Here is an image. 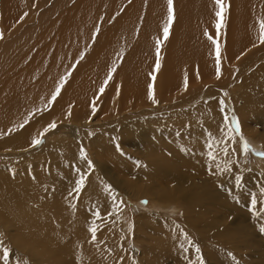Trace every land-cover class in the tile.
<instances>
[{"label": "bare ground", "instance_id": "obj_1", "mask_svg": "<svg viewBox=\"0 0 264 264\" xmlns=\"http://www.w3.org/2000/svg\"><path fill=\"white\" fill-rule=\"evenodd\" d=\"M123 1L125 0H78L68 10L64 6L67 0H62L49 12L39 15L37 7L41 1L0 2L1 29L8 28L17 20L27 23V29L24 27L25 31H21V36L16 33L18 37L12 35L14 38L11 41H7L5 45L3 43L5 48L0 54V161L14 152H24L28 155L24 156L27 158H46L49 147L40 149L42 144L33 147L29 140L21 137L27 125L44 131L51 123L46 120V112L56 114L68 101H72L79 106L78 110H82L87 100L92 103L88 96L94 95L100 96L95 99V103L111 105L104 108L108 113L107 117L96 120L97 124L93 123L103 129V132H90L91 135L82 127L93 122V115L79 118L78 110H64L66 117L73 118L65 120L68 122L65 125L71 138L62 144H54L52 148L60 145L67 147L66 153L72 159H68L58 169L62 174L60 179L53 175L45 178L51 188L58 190V201L52 203L53 200L47 198L48 192L40 190L44 202L39 205V200L36 199L39 194L35 189L33 191L36 192L32 193L33 200H28L24 196L26 193H20L18 188L7 187L4 184L5 177H0V205H8L9 209L4 214L6 216L2 215L4 221L0 223L13 227L17 234L31 236L43 244V248H40L32 241L22 243V247L33 254L29 257L38 264H44L43 260L46 261L45 264H54V259L57 264L58 261L59 264H70L72 258L80 255V248L83 251L87 245L84 242L86 234L82 230L84 222L80 221H86V212L72 199L77 193L73 189L78 170L87 173L82 190L94 194V206L103 208V219L108 217L106 206L109 204L107 196L110 194L105 185L118 186L128 180L124 178L127 172L123 168L121 148L118 144L119 152L116 153L114 147L116 148L117 141L121 142L132 135L136 134L137 143L146 141L149 145L155 143L161 148L165 142L164 135L174 133L175 123H179V128L187 120L190 123L187 131L179 135V141L184 144L176 145L181 166L174 169L171 162L161 166L153 164V170L157 174L163 172L161 176L164 175L160 180L164 184L157 195L167 200L164 205L183 204L186 213L195 211L192 205H201L205 206L202 213L207 215L223 210L222 208L226 210L229 206L232 207L229 212L235 213L234 209L238 210L240 206L234 202L238 188L230 187V193L225 186L233 185V175L236 173L243 174V183L249 188L255 183L248 180V170L237 168L236 154L224 156L219 151L216 153L222 158V162L226 159L233 161L232 173L225 182L220 175L215 176L208 169L204 153L209 133L220 137L221 131L227 130L218 100L219 96L228 93L225 85L236 87L234 95H231L233 108L238 111L245 109L249 113L260 109L262 113H257L253 122L255 127L260 120L264 122V60H259L264 56V47L253 51L258 56L256 65L249 63L253 55L246 57L252 54L250 51L241 62L236 57L237 48L246 41L260 40V24L264 22V0H224L223 27L219 31L216 28V12L219 8L215 0H173L174 19L166 39L163 28L167 24V0H126L127 4L120 6ZM76 8L81 9L84 16L92 15L90 24L73 23ZM53 13L56 15L48 20L47 15ZM257 29L260 34L257 31L256 37ZM209 36L220 45L219 78L215 45ZM157 40L160 41L158 54ZM157 63L159 68L156 67ZM245 66L247 67L244 68ZM113 68L115 71L105 85L104 81ZM228 68L235 70L236 74H244L238 78L232 76L230 79L231 75L227 77L226 74ZM62 77L66 78V82L55 102H50L51 95ZM22 79L24 82H16ZM217 83H220L219 87ZM150 85L156 103L149 99ZM102 86L103 93L99 91ZM133 97L143 104L152 105L153 108L163 102L166 104L162 107L167 110L174 108L173 102H183L187 106L176 107L166 118L160 115L157 118L142 119L143 121H132L133 127H128L124 122L130 121L128 112L134 107L129 99ZM57 119H61V116L58 115ZM108 120H113V123L110 125ZM105 121L108 122L102 123ZM21 124L24 127H20ZM54 130L56 129L49 130L48 135ZM48 135L45 139H48ZM81 148L93 162L94 169H88L86 161L77 155ZM185 148L189 151L182 150ZM174 149L171 148L170 151L174 153ZM58 152L59 149L51 154L58 155ZM229 152L231 153L230 147ZM158 156L164 155L158 153ZM262 163L264 164V159ZM11 167L6 170V174L12 175ZM188 169L192 171L191 177L185 175ZM217 183L223 185V189L216 188ZM263 185L262 181L259 186ZM251 190L254 191L252 188ZM247 206H251V203H247ZM50 209L55 214H51ZM51 218L60 225V235L53 240L50 238L54 234V225H51L54 221L51 222ZM42 222L45 224L41 225ZM9 238L17 241L13 235ZM64 250L67 251V256L63 253ZM90 255L92 258V253Z\"/></svg>", "mask_w": 264, "mask_h": 264}, {"label": "rangeland", "instance_id": "obj_2", "mask_svg": "<svg viewBox=\"0 0 264 264\" xmlns=\"http://www.w3.org/2000/svg\"><path fill=\"white\" fill-rule=\"evenodd\" d=\"M37 1H41L39 6L40 8L37 7V15H39L40 13L49 12L62 0H35L36 3H38ZM77 1L78 0H67V3L64 6L70 10L75 6ZM124 4H127L126 0L123 1L120 6ZM75 11L76 15L73 23L87 25L91 23L92 15H82L81 9L79 8H76ZM55 15V13L49 14L47 15V19L51 20ZM58 15H60L59 11ZM67 17L68 15L65 16V18ZM26 24L27 23L24 21L17 20L4 30L0 27V33H3L2 38H0V54L4 51L5 47L3 46L5 43L7 41H11L16 33L18 36H21V33L25 31L24 27L27 29ZM257 31L259 32V30H256V37L258 36ZM17 35H15V37ZM4 38L6 39L4 40ZM252 42H254V45ZM252 42L248 40L243 46L238 47L236 50V57L237 59H240L241 62L246 57H251L253 55L249 60V63L250 65H256L258 63V56H256V52L253 51L258 47H264V43H262L261 40H253ZM249 51L252 52V54L246 56V54L250 53ZM263 57H260L259 60H264ZM246 67L247 66L244 68ZM226 74L227 77L231 75V79L232 76H236V78L241 77L244 73L240 74L239 72V74H236L235 70L233 71L232 68H228L226 70ZM16 82L21 83L24 82V80L22 79L21 81ZM219 85L220 83H217L218 87ZM225 86L226 87L224 88L228 90V96H225V94H223L222 97L219 96V98L217 96L218 100L220 101L223 99L227 106L226 112L228 114H234L237 117L241 125L242 134L251 143V145L254 148L256 147V149L261 148L262 150L264 142V122L263 120H260L256 127L253 122L254 116H256L259 112L262 113V111L257 109L249 113L245 109L238 111L233 108L231 95H234L236 87L230 84ZM88 97L91 99L92 103H89L87 100L82 110H78V105L74 104L72 101H68L60 111L56 112V114L54 112H46L45 117L47 122L55 120L57 124V127L55 128L56 130L52 131L49 135L48 133L50 131L45 133L43 137H40V133L44 131H39V129L37 130L35 127H32V125H27L24 128V132L21 137L29 140L30 142L33 137L42 138L44 142L42 143L40 149H43L46 146L49 147V150H47V153L49 154H46L47 159L42 158V160L40 157H24L28 156L24 152H14V154H9V156L6 155V157L0 161V177L6 178L3 179L6 181L4 184L7 187L13 189L18 188L20 193H26L24 196L28 200H33L32 193L37 191L39 196L36 199L39 200V205L44 202V199L40 195V190L48 192L47 198L50 200L52 199V203L58 201V190L51 188V185L45 181V178L49 175H53L55 178L60 179L62 174L58 171V169L61 165H64L68 159H72L71 155L66 153V150H68L67 147L60 145L56 148H52L54 144H62L71 138L70 133L68 132V127L65 125V123L68 122L65 120L73 118L66 117L64 115V110H78L77 117L79 118H87L90 114L91 116L93 115V122L85 124L81 127L86 132L90 133L95 131V134H99L103 132V129H99L95 126L97 124L96 120L105 119L108 113L104 111V108L105 106H111L103 103H95V99L100 97L98 95ZM130 101L134 108L130 109L128 112L130 113V121L127 123L124 122V125L128 127H133L132 121H143L148 117L157 118L160 115H163L166 118V115L172 114L176 107L186 105V103L183 102H173L174 108L172 110H167L162 107V105L166 104L165 102L160 103L159 106L153 108L152 105L143 104L136 100L135 97L130 98L129 102ZM93 109H95V111H93ZM157 113L160 114L157 115ZM58 115L61 116V119H57ZM222 117H224V115ZM108 121L110 125L113 123V120ZM108 121L102 123H107ZM109 123L107 124V127L109 126ZM189 125L190 123L188 120L186 124L181 123L180 128L179 123H175L174 133L164 135L165 142L162 144L161 148L155 143L149 145L146 141L137 143L136 134L127 139H123L121 142L117 141L116 148L113 144L115 149L114 151L116 153L119 152L118 144L121 148L123 159L122 164L123 168L127 172V174L124 175V178L128 179L125 184L118 186L111 185L116 190V192L112 195L118 194L116 204H119V208L113 204L112 196L107 194L109 204L106 206V209L109 213L107 216L110 218L107 217L106 219L104 218V220L101 214L103 208L101 209L96 206L95 208L93 207L95 200L94 194L81 190L73 196L72 199L77 204L82 206L86 212V221L82 219H80V221L84 222L82 223V230L86 234L84 242L85 244L87 243V245L84 246L83 251L81 250L82 248H80V255L72 258L70 260V264H133V262H135V264H197V254L194 249H190L188 253H183L179 249V232L177 231L175 239L173 237V227L176 225L183 228L195 244L200 247V255L203 258L204 264H264V232L260 230L261 227L264 226V213H261L259 216L254 215L253 212L250 211L251 206H247V203L251 200L250 193H256L257 196H259V185L262 181L264 182V164L262 163L264 157L252 152L245 154L242 150H240V145L237 142L239 139L238 137L236 140L230 141L228 146L231 148V153H233V149L236 150L234 154H236L237 168H244V170L249 171L250 177L248 180L251 183L255 182L251 188L256 192L246 186V183H244V189H236L234 202L236 204H240V206L238 210L234 209L235 213L229 212L232 207L227 206L226 210L222 208L223 210L220 209L221 211L218 210L215 213H209L207 215L202 213L203 207L205 206L202 207L201 205H192L195 208V211L186 213L182 207L183 204L170 203L164 205V202L167 200L163 197H157L159 189L164 184L160 181L164 175L161 176L163 172L160 169L159 170L162 173L157 174V172L153 170V164L157 163L161 166L162 164H169L171 162L174 169L181 166L180 154L176 149V145L184 144L179 141V135L181 136L185 131H187V127H189ZM119 127L122 126L120 125ZM120 130L122 129L120 128ZM254 133L257 136H255ZM47 135L48 139H45V136ZM146 147L150 148L148 149ZM171 148H175V154L170 151ZM58 149V155L51 154L56 152ZM166 150H169V152ZM79 153L80 150L77 153L78 156ZM158 153L164 156H158ZM137 161L139 162V166H137ZM219 162L222 163V158L220 157ZM206 163L208 165V169L215 173L216 169L214 164L210 167V162L207 159ZM10 166H12V175L6 174V170ZM185 175L191 177L192 171L190 169L186 170ZM215 176H217V174H215ZM220 176L225 182H227L229 174ZM97 185L99 184L97 183ZM215 185L216 188L223 189L220 184L217 183ZM230 187L234 186L232 184L225 186L226 189H230ZM34 189L36 191H33ZM172 192L175 193L177 191L172 190ZM237 197L239 198V202H237ZM121 200L123 201L122 204H120ZM143 201H147V203L144 204L142 203ZM182 203H185V201H182ZM206 203L207 202H205V204ZM261 205L263 204L258 202V210L264 208V205L262 207ZM95 210H99V218L93 215ZM0 212L1 222L4 221L2 215L6 216L4 214L9 212L8 205H0ZM50 212L51 214H55V212L51 209ZM249 213H251V216ZM50 221L53 222L54 219L51 218ZM93 221H95V224L99 226V230L97 231V242L89 243L91 233L88 229L92 226ZM43 224L45 223L42 222L41 225ZM51 225H54V234L50 235L51 240H53L58 238V235H60V225L56 221H54ZM39 230L41 229H38V231ZM0 233L3 234L4 245L10 249L8 264H38L35 260L29 257L33 254L29 250L23 248L22 243L32 241L40 248H43V244L38 243L31 236L24 237L21 234H17L13 227H6L4 224L0 225ZM12 235L16 237L17 241L9 238ZM86 250L88 252H86ZM63 253H66V256L68 255L65 250ZM89 253H92V258L94 257V259L91 258ZM229 253L231 255H229ZM81 256H83V258ZM95 259L96 261H94ZM43 263L45 264L46 261L43 260ZM0 264H3L2 260H0ZM54 264H57L56 259H54Z\"/></svg>", "mask_w": 264, "mask_h": 264}, {"label": "snow or ice", "instance_id": "obj_3", "mask_svg": "<svg viewBox=\"0 0 264 264\" xmlns=\"http://www.w3.org/2000/svg\"><path fill=\"white\" fill-rule=\"evenodd\" d=\"M216 5L218 6L219 10L216 12V16L218 17V21L216 23V28L219 31L220 28L223 27V11H224V0H215ZM167 5H168V15H167V24L163 28V36L166 39L169 34V27L173 22L174 19V10H173V0H167ZM25 15H27L25 13ZM261 28V34H260V40L262 43H264V22H261L260 24ZM207 35V32L205 33ZM0 38H2V33H0ZM209 39L212 40V43L215 45V53H216V63H217V77L219 78L220 74V56H221V50H220V45L217 42L216 39L213 37L209 36ZM159 44L160 41L157 40V54L159 53ZM157 68H159V63L156 65ZM115 71V68H113L109 73L107 79L104 81V84L107 85L108 80L111 79L112 77V72ZM66 82V78L62 77L57 84L54 93L51 95L50 102H55L56 98L61 92V89L63 87V84ZM99 91L103 93L104 87L102 86ZM225 96H227V93H225ZM149 99H152L153 103H156L157 101L154 99L153 96V91H152V86H149ZM220 103V111L224 114V122H225V129L226 131H221V136L220 137H215L212 136L211 133H209L206 142H205V156L207 157V160L210 162V167L211 165L214 164L215 166V173L217 175H224V174H230L232 173V167H233V161L231 160H224L222 163L219 162V157L217 156V151L222 153L224 156H229L232 153L229 152V147L228 144L230 141L236 140L237 137L238 139V144L240 145V150H242L245 154H248L250 152L258 154L262 157H264V150H259L254 148L251 143L244 137L241 131V125L237 119V117L234 114H228L226 112V103L223 99L219 101ZM45 108H47V105H45ZM95 111V109H93ZM70 115V113H69ZM20 127H24V124H21ZM57 127L56 122L53 121L45 127L44 132L40 133V137H43L45 133H47L51 129H55ZM91 135V133H89ZM226 138V139H225ZM42 138H37L33 137L31 140V146L37 147L43 143ZM183 151H189V149L185 148L182 149ZM236 150L233 149V153ZM79 156L82 160L86 161V166L88 169H94V164L93 162L88 159L86 151L81 148ZM137 166H139V162L137 161ZM87 179V173L86 172H81L78 170V178L75 182V188L73 191L79 193L83 187L85 186ZM243 174L242 173H236L233 175V185L234 188H239V189H244L245 185L243 183ZM106 190L109 191L110 196H112L113 204L119 208V204H116V201L118 199V194L112 195L113 193L116 192V190L110 185L106 184L105 185ZM223 187V185H221ZM231 193V189H229ZM251 196V210L254 215L259 216L261 213H264V208L257 209V204L258 202L260 204H264V186H261L259 189V196H257L256 193H250ZM237 202H239V198L237 197ZM123 201H120V204H122ZM142 203L146 204L147 201H143ZM71 207H74V205H70ZM95 208V206H93ZM93 215L97 218L100 217V212L99 210H95L93 212ZM89 232L91 233V239L89 243H95L97 242V231L99 230V226L95 224V221L92 222V226L89 227ZM262 232H264V226L261 227L260 229ZM177 231L179 232V241H178V247L183 253H188L190 249H194L195 253L197 254V264H204L203 258L200 255L201 249L200 247L195 244V242L191 239V237L188 235V233L183 229L180 228L178 225L173 227V237L174 239L176 238V233ZM9 252L10 249L4 245V238L3 234L0 233V260L3 261V264H8L9 260ZM229 255H231L229 253ZM135 264V262H133Z\"/></svg>", "mask_w": 264, "mask_h": 264}]
</instances>
